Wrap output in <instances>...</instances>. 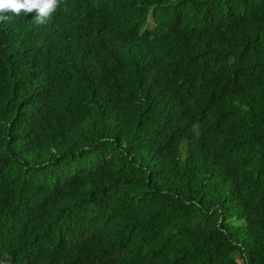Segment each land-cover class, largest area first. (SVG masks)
<instances>
[{"label":"trees","instance_id":"trees-1","mask_svg":"<svg viewBox=\"0 0 264 264\" xmlns=\"http://www.w3.org/2000/svg\"><path fill=\"white\" fill-rule=\"evenodd\" d=\"M0 264H264V0L0 22Z\"/></svg>","mask_w":264,"mask_h":264},{"label":"clouds","instance_id":"clouds-1","mask_svg":"<svg viewBox=\"0 0 264 264\" xmlns=\"http://www.w3.org/2000/svg\"><path fill=\"white\" fill-rule=\"evenodd\" d=\"M64 0H0V22L21 14L31 15L37 25H46Z\"/></svg>","mask_w":264,"mask_h":264}]
</instances>
